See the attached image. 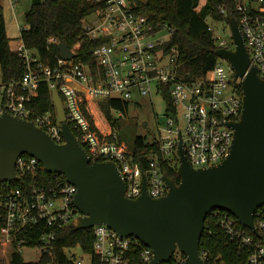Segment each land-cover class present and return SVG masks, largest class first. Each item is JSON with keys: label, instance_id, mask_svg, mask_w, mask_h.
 I'll return each instance as SVG.
<instances>
[{"label": "built area", "instance_id": "2783aa9c", "mask_svg": "<svg viewBox=\"0 0 264 264\" xmlns=\"http://www.w3.org/2000/svg\"><path fill=\"white\" fill-rule=\"evenodd\" d=\"M94 10L82 19L80 37L96 44L89 50L96 60L94 65L76 56L64 59L59 55L54 66L40 61L21 41L11 49L25 60L27 71L19 80L4 82L0 76V114L28 120L47 131L58 143L64 137L60 122L52 112L40 113L31 105L39 94L41 83L46 82L51 92L57 89L62 97L66 121L74 126L76 137L87 149L92 161H114L126 183L125 196L136 199L147 191L152 197L168 193L164 172L157 154L148 153L149 166L143 169L133 148L125 141L108 139L109 127L97 115L102 135L92 129L83 106L87 104L96 113V103L108 97L135 101V95H169L173 110L169 109V127L157 137L159 152L170 164L179 165V132L183 138L185 154L195 168L218 164L231 151L234 129L229 122L238 121L243 110V90L240 80H234L230 63L224 68L218 57L215 66L201 79L187 82L177 76L178 49L166 48L174 28L168 23L154 22L148 14L137 10L136 0H88ZM18 0H11L15 8ZM238 20L250 52V67L256 65L264 79V0H239ZM226 13V10H223ZM210 29L213 30L210 25ZM219 40V41H218ZM232 43H233V39ZM49 43L58 42L50 37ZM60 42H58L59 44ZM218 47L234 48L227 40L217 36ZM234 45V43H233ZM122 116L123 114L120 113ZM183 122V124L181 123ZM147 149L145 150V152ZM41 162L34 156L22 154L16 161L17 179L0 180V235L7 242L18 243L22 253L25 247L49 250L56 238L55 230L75 224L81 214L75 205L76 185L63 174L53 173L51 183L39 184ZM22 179L21 184H16ZM256 231L243 225L225 209L214 208L206 216L203 233L219 231L226 242L235 247L239 264H264V204L254 213ZM45 230L38 236L37 245H29L37 226ZM93 251L84 257L67 251L69 264H130L138 259L149 264L152 249L134 235L123 236L106 224L92 227ZM71 248V247H70ZM207 264H225L222 254L201 252ZM93 256L95 258L93 259ZM42 264H60L45 262ZM158 264H191L187 256L176 250L168 261Z\"/></svg>", "mask_w": 264, "mask_h": 264}, {"label": "water", "instance_id": "95a60500", "mask_svg": "<svg viewBox=\"0 0 264 264\" xmlns=\"http://www.w3.org/2000/svg\"><path fill=\"white\" fill-rule=\"evenodd\" d=\"M234 48L219 47L217 56L229 61L234 80L243 87V110L234 129L231 151L218 164L195 168L189 162L179 132L177 174L164 179L168 193L152 197L147 191L136 198L124 192L126 183L114 161H92L87 149L66 121L62 97L52 91L63 143L28 120L8 111L0 114V180L17 179L16 161L22 154L36 157L48 172L63 174L76 185L75 205L81 214L76 229L106 224L123 236L134 235L153 251L149 264L168 261L179 250L191 264H207L200 241L207 214L214 208L234 214L256 231L255 210L264 204V79L258 67H250V52L238 19L226 10ZM60 56L71 59L76 53L65 41L58 44Z\"/></svg>", "mask_w": 264, "mask_h": 264}, {"label": "trees", "instance_id": "16d2710c", "mask_svg": "<svg viewBox=\"0 0 264 264\" xmlns=\"http://www.w3.org/2000/svg\"><path fill=\"white\" fill-rule=\"evenodd\" d=\"M137 10L148 14L152 21L168 23L174 28L169 37L166 48L175 46L178 49L177 76L180 80L191 82L201 79L207 71L212 69L218 57L215 50L217 36H215L210 24L206 21L208 16L214 20L229 21L223 10H231L236 18L240 19L237 10L239 0H136ZM204 1V2H203ZM95 6L88 0H32L30 8L25 13V26L21 27V41L31 49L35 56L47 64L54 66L59 55L58 42L65 41L70 48L77 49L78 58L94 65L96 60L91 56L89 50L96 44L80 37L82 19L94 10ZM230 26V24H229ZM54 37L58 42L49 43L48 39ZM232 39V37H231ZM27 71L23 57L13 51L8 37L3 7L0 4V73L4 82L19 80ZM243 90L242 83H238ZM169 109H174L169 95L165 97ZM130 102L117 98L108 97L96 103L97 111L100 113L105 124L109 127L108 139H114L115 130L118 132L119 141H127L134 150L136 159L143 169L149 166L150 157L148 153L156 152L164 173L174 177L177 182L180 178L177 174V164L172 165L163 158L159 152L157 137L150 138L148 135L139 134L131 140L126 134L120 132L121 117L116 112L126 114ZM33 105L40 113L50 111L56 116V108L52 100V92L46 82L41 83L39 94L31 99ZM86 118L90 121L92 129L102 135L103 127L97 119H93L92 109L87 104L83 106ZM168 109V107H167ZM72 131L78 135L77 130L71 124ZM128 139V140H126ZM147 151L145 152V150ZM53 173L46 171L42 163L39 170V184L51 183ZM20 179L16 184H21ZM33 239H29V245H37L38 236L45 230L43 224L37 226ZM56 238L49 250H41L38 261H26L23 254L18 250V243L7 242L0 235V264H42L55 262L69 264L67 248L81 247L87 254L93 251L94 230L76 229L74 224L55 230ZM201 252L208 251L213 255L222 254L225 264H239L235 247L226 242L223 235L216 231L212 235L205 232L200 241ZM95 256H93V259ZM130 264H142L134 259Z\"/></svg>", "mask_w": 264, "mask_h": 264}, {"label": "rangeland", "instance_id": "374dc122", "mask_svg": "<svg viewBox=\"0 0 264 264\" xmlns=\"http://www.w3.org/2000/svg\"><path fill=\"white\" fill-rule=\"evenodd\" d=\"M10 2V0H0L8 37L12 47H14L21 42V27L25 26V13L30 8L32 0H18L14 12ZM206 21L212 26L215 36L226 39L227 45L234 47L231 40V29L226 21L214 20L210 16L206 18ZM222 64L227 72L230 73L228 70L229 61L223 59ZM95 111L96 113L92 112L93 119L94 117L97 118V115L101 117L97 108ZM116 115L121 117L120 132L124 135L126 134L131 140H133L131 137L134 138L139 134L148 135L150 138L158 137L160 131L162 132L169 127L167 123V102L161 94H155L153 97L135 95V101L131 102L128 112L122 116L120 112H116ZM181 123L183 124V122ZM67 250L73 252L76 256L84 257L86 262H89V255L81 247H71L67 248ZM22 254L26 261H38L41 249L39 247H25L22 250Z\"/></svg>", "mask_w": 264, "mask_h": 264}, {"label": "crops", "instance_id": "0c3cea01", "mask_svg": "<svg viewBox=\"0 0 264 264\" xmlns=\"http://www.w3.org/2000/svg\"><path fill=\"white\" fill-rule=\"evenodd\" d=\"M10 1H11V0H10ZM0 4H1V3H0ZM10 5H11V2H10ZM11 8H12V10H13V12H14L15 8H13L12 5H11ZM10 45H11V42H10ZM11 47H12V45H11Z\"/></svg>", "mask_w": 264, "mask_h": 264}]
</instances>
